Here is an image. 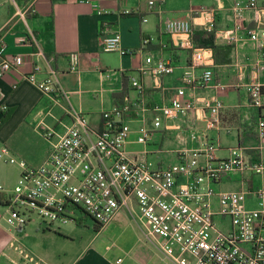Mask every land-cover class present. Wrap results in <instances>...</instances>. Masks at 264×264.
Wrapping results in <instances>:
<instances>
[{
    "label": "crops",
    "instance_id": "0c3cea01",
    "mask_svg": "<svg viewBox=\"0 0 264 264\" xmlns=\"http://www.w3.org/2000/svg\"><path fill=\"white\" fill-rule=\"evenodd\" d=\"M93 1L99 2L106 12L98 14L84 2L0 0V60L4 55L15 53L25 56L18 68L0 72V150H8L0 159L8 162L5 158L14 157V161H9L14 163L10 166L14 179L22 169L20 161L31 167L44 161L58 134L63 133L73 119L70 104L64 98L43 92L22 77L23 73L32 70L34 63L40 66L36 71L40 78L50 66L56 70L72 105L86 114L92 126L100 125L103 109L129 101L130 110L125 119L131 131L124 146L129 152L146 149L148 158L152 157L154 163L172 162L177 149L199 145V140L191 137V132H196L205 133L217 142L218 156H227L230 147L240 146L247 159L261 160L264 164V148L256 146V120L260 112H264V106L259 108L249 104L243 86L244 82L257 78L262 84L264 99V66L259 59V48L248 38L245 28L237 30L240 38L234 40L221 33L232 25V0H155L151 8L148 0ZM202 7H213L215 10L214 42L219 45L216 52L210 46L196 44L193 34L187 38L182 34H170L162 28L166 18L182 17L193 24L194 31L205 29L199 24L206 17L199 11ZM247 15L246 28L256 27L252 12H247ZM102 19L108 21L111 30L120 33L121 46L132 49L131 53L101 50ZM33 35L43 51L42 55L33 54ZM143 35L152 36L145 46H141ZM193 47H210V67L213 71L210 85L185 87L184 96L194 100L195 109L185 115L167 116L155 106L169 104L182 85L181 75L191 65ZM70 51L80 54L77 71L68 69ZM147 55H151L153 60L158 57L169 60L174 66L173 71L159 75L142 71L141 67L148 68L152 64L146 61ZM202 68L201 65L193 67L194 74H199ZM132 77L143 83L140 97L131 85ZM218 80L228 86L223 90L215 88L214 83ZM214 93L223 101L220 125L207 129V109L203 100ZM4 112L7 116L1 121ZM155 115L160 116V125L152 139L147 143L138 142V125L143 118L150 124ZM47 127L54 130L50 137L42 134ZM211 186L214 190L243 189L246 191L245 201L249 197L254 198L253 205L245 202V206L257 207L258 197L253 190L264 186V169L260 173L229 171ZM9 191L7 188L0 190V264H172L162 257L155 246L138 238L134 239V249V242L126 249L111 244L105 247H90L88 244L75 254H54V248L44 239L38 242L25 239L29 229L27 223L18 228L7 224V210L1 205H5L4 199ZM124 211L119 210L118 213L127 212ZM44 230L42 227L41 234L51 232L49 227Z\"/></svg>",
    "mask_w": 264,
    "mask_h": 264
},
{
    "label": "built area",
    "instance_id": "2783aa9c",
    "mask_svg": "<svg viewBox=\"0 0 264 264\" xmlns=\"http://www.w3.org/2000/svg\"><path fill=\"white\" fill-rule=\"evenodd\" d=\"M84 2L91 5L98 14L106 10L93 0H66ZM161 2L162 0H156ZM155 0H148L151 8ZM205 20L200 22L205 29H215V10L202 7ZM257 26L246 28L247 12ZM232 25L221 30L227 39H238L239 29H246L248 38L259 48L261 64L264 66V0H232L230 4ZM143 19H146L144 17ZM163 30L170 34H182L190 38L193 24L186 18L168 17L163 21ZM34 55L43 51L33 35ZM152 39L143 35L141 46ZM120 33L110 29L107 20L100 26V48L104 51L118 50L131 53L130 48L120 44ZM192 47V46H191ZM2 49V47H1ZM152 64L142 71L164 74L173 71V64L162 57L146 56ZM210 47L194 48L191 65L182 75V85L169 104L155 106L165 115L177 113L185 115L195 109L193 99L185 97L187 86H209L213 76ZM25 60L21 53L4 55L0 60V72L18 68ZM69 67L77 71L80 67L78 51L68 52ZM203 66L199 74L193 67ZM40 69L34 63L32 70L22 74L26 80L43 92L61 96L69 103L72 122L58 134L42 163L27 166L20 161L22 169L14 187L6 193L7 214L5 220L12 228L24 225L34 215L45 223L76 219L77 210L89 214L98 225L110 222L120 209H125L136 219L141 230V239L149 242L162 257L172 264H264V186L253 192L258 197L257 207L245 206L243 189L214 190L212 182H219L229 171H251L260 173L264 169L261 160L245 157L240 146L229 148V155L216 154L218 144L205 133L191 132V137L199 140V145L176 150L175 160L164 164L154 163L147 156V150L129 152L124 144L131 131L125 119L131 103L124 101L101 111L100 125L89 124L86 114L74 107L68 92L63 88L57 72L51 66L43 77H38ZM140 97L144 86L141 80L132 77ZM215 88L225 89L228 85L220 80ZM248 102L254 107L264 106L262 84L257 78L243 83ZM207 109L205 127L220 125V110L223 101L217 94L204 98ZM143 108V104L141 105ZM5 109L6 105L3 104ZM160 125V116L155 115L150 124L143 118L137 127L136 140L147 143ZM52 128H45L42 134L50 137ZM258 148H264V112L256 120ZM8 150L2 148L0 157ZM14 161L13 156L5 158ZM181 178V179H180ZM3 186L0 184V190ZM214 200L216 206H214Z\"/></svg>",
    "mask_w": 264,
    "mask_h": 264
},
{
    "label": "rangeland",
    "instance_id": "374dc122",
    "mask_svg": "<svg viewBox=\"0 0 264 264\" xmlns=\"http://www.w3.org/2000/svg\"><path fill=\"white\" fill-rule=\"evenodd\" d=\"M195 2L197 4L200 3L198 1ZM224 139L226 140V138ZM151 159L154 160L152 157ZM12 164L14 163L9 161L5 162L0 159V184L3 188L9 190L14 187L18 178L17 176V178L14 179V172L10 167ZM224 187H227V184H224ZM245 202L248 205H253L254 198L249 197ZM214 206H216L215 200ZM1 207L7 210L6 204H2ZM121 210L124 211L125 209H120V211ZM72 216L76 219L45 223L38 216L34 215L33 219H29L26 222L29 229L25 239L37 242L40 241V239H44V242L54 248V254L59 253L61 256L63 254H75L83 246L88 244L90 247H105L111 244L113 247L118 245V247L120 246L126 249L134 242V239H141V230L138 221L127 212H122V214L117 212L114 218L103 226H99L89 214L84 213L82 210L75 211ZM41 223L45 224L41 225ZM46 224L47 226H45ZM40 226L45 229L44 231H47V227H49L51 232L41 234L42 227ZM36 229H38V231H36ZM135 247L136 243L134 242L132 249Z\"/></svg>",
    "mask_w": 264,
    "mask_h": 264
},
{
    "label": "trees",
    "instance_id": "16d2710c",
    "mask_svg": "<svg viewBox=\"0 0 264 264\" xmlns=\"http://www.w3.org/2000/svg\"><path fill=\"white\" fill-rule=\"evenodd\" d=\"M193 40L198 45L210 46L215 52L219 48V45L214 42V30L197 29L193 32ZM6 116L7 112H4L1 121H3Z\"/></svg>",
    "mask_w": 264,
    "mask_h": 264
}]
</instances>
